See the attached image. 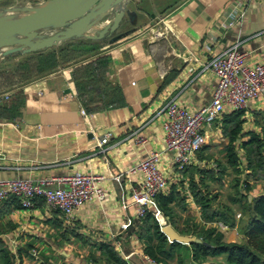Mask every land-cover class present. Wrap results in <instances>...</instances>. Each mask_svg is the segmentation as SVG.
<instances>
[{
    "label": "crops",
    "instance_id": "0c3cea01",
    "mask_svg": "<svg viewBox=\"0 0 264 264\" xmlns=\"http://www.w3.org/2000/svg\"><path fill=\"white\" fill-rule=\"evenodd\" d=\"M24 2L0 0V10ZM232 5L234 19L220 24ZM124 9L129 15L122 17L110 35L87 43L99 47L96 53L56 67L0 97V179L47 178L48 187L55 188L62 186L57 179L74 171L98 173L105 192L104 200L85 202L69 224L40 201L31 209L14 205L9 197L1 201L0 243L11 264H106L87 259L88 253L98 255L90 244L99 242L109 243L125 264H149L142 257L135 206L129 199L136 177L124 171L149 150L163 148L158 109L170 99L189 108L207 104L213 75L202 64L234 43L247 53L248 64L264 60V0H125ZM111 17L109 10L103 22ZM98 58L106 62L101 68L100 90L107 97L115 95L122 104L103 107L99 99L84 106L79 100L73 71ZM242 111V131L257 130L253 119L264 111V100L249 102ZM227 114L203 125L202 158L196 154V162L184 172L173 169L170 152L161 154L159 167L167 181L164 193L175 187L184 196L183 209L173 207L172 223L160 213L164 224L178 233L183 231L175 222L179 217L187 229L190 224L211 227L200 219L187 187L190 178H198L193 168H204L210 162L203 155L205 146L221 149L226 143L220 125ZM138 135L144 137V143L134 142ZM100 139L103 143L97 146ZM226 175L228 182L234 177L226 169L220 182ZM259 190L262 192L260 184L254 183L249 196L261 193ZM189 233L190 229L185 235ZM221 234L222 238L234 235L230 230ZM25 250L28 253H22ZM222 259L207 257L205 264L221 263ZM186 261L191 262L190 254ZM168 262L176 264L174 258Z\"/></svg>",
    "mask_w": 264,
    "mask_h": 264
},
{
    "label": "trees",
    "instance_id": "16d2710c",
    "mask_svg": "<svg viewBox=\"0 0 264 264\" xmlns=\"http://www.w3.org/2000/svg\"><path fill=\"white\" fill-rule=\"evenodd\" d=\"M89 41L92 40L85 38L65 40L56 47L52 46L27 53L18 59L20 61L19 67L25 71L23 77L52 71L70 61H78L86 54L96 53L99 47L95 44L88 45ZM18 54L12 53L2 58L5 61ZM105 63L104 58H98L92 63L75 68L73 71L77 94L84 106H86V102L99 99L103 101V107L122 104L118 102L119 100L115 95L107 97L108 95L100 90L99 84L103 81L104 76L101 68L105 67ZM242 114V110H234L222 118L220 130L222 135L226 137V143L220 151L224 162L216 161L218 171L213 172L211 169L194 167L198 178L196 181L190 178L187 187L193 202L198 206L202 222L220 221L230 227L239 225L241 242H225L220 232L201 224H192L189 233L198 238L200 242H191L187 245L168 242L159 231L160 226L156 219L150 211H146L138 219L137 238L143 244L144 254L156 262L167 264L174 258L176 264H183L180 253L183 250L186 256L190 254L191 262L189 264H205L207 257L215 256H222L223 259L221 263L213 264H264V190L257 195L249 196L254 183H264V111L258 112V115L253 119L257 130L242 131V123L244 122ZM238 151L242 152L241 156L238 155ZM200 152L201 150L197 153L199 159L202 158ZM227 168L234 174L231 179L232 195L227 196L225 203L215 202L217 195L209 192V184L220 182ZM9 198L11 203L19 206L15 198ZM154 205L162 216L169 223H172L173 207L182 210L184 196L175 187H170L166 193H157L154 196ZM233 205L244 216L243 221L240 222L235 218ZM180 234H188V229L180 231ZM90 245L98 251V255L88 253L87 259L91 263L125 264L109 243L99 242ZM22 253H28V251L25 250ZM22 253H19L20 260ZM0 264H11L8 253L1 243Z\"/></svg>",
    "mask_w": 264,
    "mask_h": 264
},
{
    "label": "built area",
    "instance_id": "2783aa9c",
    "mask_svg": "<svg viewBox=\"0 0 264 264\" xmlns=\"http://www.w3.org/2000/svg\"><path fill=\"white\" fill-rule=\"evenodd\" d=\"M233 5L227 11L220 24H230L234 19ZM247 53L237 49V43L212 54L202 64L213 75V84L209 102L196 108H189L175 99L166 101L157 111L160 118V132L163 148L149 150L145 157L128 166L124 174L136 177L130 188L129 199L135 206V219H140L150 211L159 226L165 225L160 212L155 208L154 196L164 193L167 187L166 176L159 167L163 151L171 154V164L177 173H182L196 162V154L206 143L203 125H210L219 120L224 112L243 110L249 102L264 100V60L248 64ZM85 117L83 110H79ZM134 142H145L143 136L134 137ZM103 143L100 139L97 146ZM1 158V156H0ZM205 166V167H204ZM203 167L217 171V166L210 161ZM98 173L74 171L57 179L61 187L49 188L50 179L30 178L0 179V202L8 197L15 198L23 209H31L40 201L46 208L60 213L63 221H73L76 211L87 201L105 199V192L100 184ZM240 215L236 213L235 218ZM216 231L224 233L234 230L235 226L220 222H206ZM30 255L36 260L34 250ZM149 264H160L143 254Z\"/></svg>",
    "mask_w": 264,
    "mask_h": 264
},
{
    "label": "water",
    "instance_id": "95a60500",
    "mask_svg": "<svg viewBox=\"0 0 264 264\" xmlns=\"http://www.w3.org/2000/svg\"><path fill=\"white\" fill-rule=\"evenodd\" d=\"M125 0H44L35 6L7 7L0 10V56L29 53L56 46L65 40H99L110 35L122 17L129 15ZM121 6V7H120ZM118 8V9H116ZM20 15L8 12L18 11ZM111 10L112 17L103 22ZM99 24L92 32L90 29ZM44 31H48L42 33ZM50 31V32H49ZM114 37L110 38V41ZM159 231L168 242H200L192 235L176 232L169 224Z\"/></svg>",
    "mask_w": 264,
    "mask_h": 264
},
{
    "label": "rangeland",
    "instance_id": "374dc122",
    "mask_svg": "<svg viewBox=\"0 0 264 264\" xmlns=\"http://www.w3.org/2000/svg\"><path fill=\"white\" fill-rule=\"evenodd\" d=\"M42 1H44V0H37V1L28 0V1H25L24 3H20L18 5H13V6H16V7L18 6L20 8L23 6H35L39 3H41ZM21 12H22L21 9H19L18 11H15L14 14L18 15ZM45 32H48V31H44L42 33H45ZM2 57L3 56H0V97H2L3 94L8 93L10 90L17 88V86H20L21 84L28 83L37 77H41L47 73L54 72V71H46V73L43 72V73H40L38 75H31L28 77H23L25 71L23 70V68L19 67L18 63L20 61L18 59H20L21 57H24V56H21V54H18L16 56L10 58L9 60H5V61ZM219 146L221 147V144H219ZM205 147L206 148L203 151V153H204L203 155H205V159L207 161H213L217 166L216 161H221V158L219 157L220 156L219 151L221 149L217 148L218 145L212 146V144H211V146L207 145ZM217 171H218V166H217ZM228 177L229 176L226 175L224 177V179H222V182H218V183L216 182V183H210L209 184V188H208L209 192L211 194L216 193V195H217L215 202L217 201V202L225 203V202H227V196L232 195V187H231L232 181L228 182V180H229ZM259 184H260V187L263 191L264 190V183H259ZM258 192H261V191L259 190ZM232 208H233L235 213L241 214L237 219L240 222L243 221L244 216L242 215L240 210L234 205L232 206ZM175 222L178 225L177 228L180 227L179 228L180 230L185 231V229H187V228H185L186 227L185 221H183L182 218L179 217V219L178 218L175 219ZM190 225H191V227L188 228V230L192 228V224H190ZM230 231L233 232L234 235L231 236L229 234L231 236L230 238L229 237L228 238L223 237L222 238L223 241H225V242L233 241L235 243L241 242L242 237H241L240 232H239V225L237 227H235L234 230H230ZM180 253H181L183 264H186L187 263V261H186L187 256H186L185 251L181 250ZM167 264H171V263L167 262ZM172 264H174V263H172Z\"/></svg>",
    "mask_w": 264,
    "mask_h": 264
},
{
    "label": "bare ground",
    "instance_id": "6f19581e",
    "mask_svg": "<svg viewBox=\"0 0 264 264\" xmlns=\"http://www.w3.org/2000/svg\"><path fill=\"white\" fill-rule=\"evenodd\" d=\"M8 13H12V14H14L15 13V11L14 12H8ZM20 14H22V13H19L18 15H20ZM97 25H99V24H97ZM97 25H95L94 27H92L91 29H90V31H93L96 27H97ZM50 32V31H49ZM155 33V32H154ZM158 34V33H157Z\"/></svg>",
    "mask_w": 264,
    "mask_h": 264
}]
</instances>
